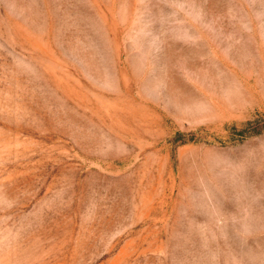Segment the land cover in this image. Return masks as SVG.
<instances>
[{
    "label": "rangeland",
    "instance_id": "374dc122",
    "mask_svg": "<svg viewBox=\"0 0 264 264\" xmlns=\"http://www.w3.org/2000/svg\"><path fill=\"white\" fill-rule=\"evenodd\" d=\"M0 264H264V0H0Z\"/></svg>",
    "mask_w": 264,
    "mask_h": 264
}]
</instances>
